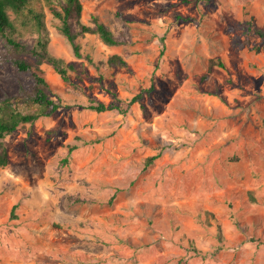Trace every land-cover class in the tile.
<instances>
[{
  "label": "rangeland",
  "instance_id": "374dc122",
  "mask_svg": "<svg viewBox=\"0 0 264 264\" xmlns=\"http://www.w3.org/2000/svg\"><path fill=\"white\" fill-rule=\"evenodd\" d=\"M80 1L123 42L76 57L41 0L75 70L41 62L60 106L0 137V264H264V0ZM22 77L0 61V97Z\"/></svg>",
  "mask_w": 264,
  "mask_h": 264
},
{
  "label": "trees",
  "instance_id": "16d2710c",
  "mask_svg": "<svg viewBox=\"0 0 264 264\" xmlns=\"http://www.w3.org/2000/svg\"><path fill=\"white\" fill-rule=\"evenodd\" d=\"M48 10L58 20L57 30L70 43L76 57H83L77 37L81 33H95L107 45H118L123 41L100 19L97 14L91 16L93 26L80 20L82 3L80 0H44ZM41 0H0V37L4 39L9 49L0 52V61H10L17 72L28 75L19 79L18 93L4 94L0 97V137L14 131L22 123H31L40 116H47L55 112L60 106L57 101L49 96V83L42 74L39 64L47 62L67 81L69 71L75 70L73 62L55 56L48 51V29L45 23V13L40 5ZM13 13L14 17L10 16ZM26 30L37 33L32 44L23 39ZM258 34L264 37V30L258 29ZM30 54L35 58L36 64L19 56ZM89 60L90 57L86 55ZM109 66H127V61L121 55L113 53L106 60ZM211 64L214 63L211 61ZM222 66L221 61H217ZM141 94L134 95L129 103L139 101ZM18 104L24 107L36 106L34 111H23ZM95 111L116 109L124 112L121 104H105L100 101L89 105ZM155 156H151V162ZM8 153L5 146L0 143V167L8 163Z\"/></svg>",
  "mask_w": 264,
  "mask_h": 264
}]
</instances>
